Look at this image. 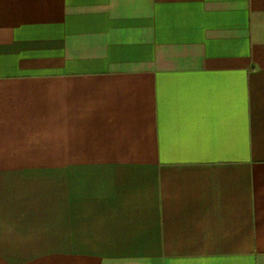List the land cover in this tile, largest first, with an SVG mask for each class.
Masks as SVG:
<instances>
[{"label": "crops", "instance_id": "1", "mask_svg": "<svg viewBox=\"0 0 264 264\" xmlns=\"http://www.w3.org/2000/svg\"><path fill=\"white\" fill-rule=\"evenodd\" d=\"M0 264H264V0H0Z\"/></svg>", "mask_w": 264, "mask_h": 264}]
</instances>
